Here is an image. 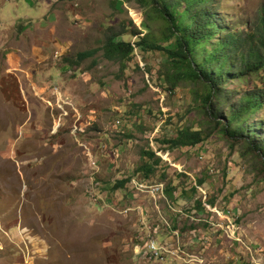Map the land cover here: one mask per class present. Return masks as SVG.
<instances>
[{
	"label": "rangeland",
	"instance_id": "obj_1",
	"mask_svg": "<svg viewBox=\"0 0 264 264\" xmlns=\"http://www.w3.org/2000/svg\"><path fill=\"white\" fill-rule=\"evenodd\" d=\"M42 1L55 16L41 31L27 19L14 20H36L37 5L0 0V264H264L262 156L249 147V137L221 130L225 117L215 124L203 106V85L181 80L169 90L165 53L138 46L123 67L101 49L67 63L79 51L100 48L108 29L124 30L116 40L135 42L130 31L136 28L171 48L168 22L137 0L32 3ZM214 2L229 28L244 33L245 22L252 32L264 10V0ZM25 24L30 27L23 32ZM46 30L61 45L68 39V53L60 55L49 40L50 58H33L31 37L46 38ZM46 66L55 67L53 82L62 74L74 80L69 92L47 89L48 100H34L39 96L24 72ZM259 84L247 77L224 88L236 99L235 92ZM261 120L264 125V105L246 126ZM181 127L207 136L193 146L161 142ZM256 135L254 143L264 138L262 126ZM144 150L160 159L149 177L140 169ZM121 179H127L124 186L113 189ZM156 183L163 184L162 193L150 192ZM167 184L175 188L172 196ZM202 199L211 211L197 207ZM149 238L171 247L178 242L188 256L144 260L137 249Z\"/></svg>",
	"mask_w": 264,
	"mask_h": 264
},
{
	"label": "trees",
	"instance_id": "obj_2",
	"mask_svg": "<svg viewBox=\"0 0 264 264\" xmlns=\"http://www.w3.org/2000/svg\"><path fill=\"white\" fill-rule=\"evenodd\" d=\"M214 1L137 0L141 7L151 8L168 22L169 36L173 38L171 48L151 41L148 34L140 35L136 28L130 31L137 37L135 42L116 40L124 30L108 29L100 48L79 51L74 60H66L68 64H77L101 49L104 58L117 60L123 67L124 62L131 59L136 46L144 50L163 51L168 63L163 71L164 78L169 83L168 89L174 90L181 80L200 82L204 87L203 106L214 117L215 124L221 125L218 119L225 117V123L221 127L225 134L231 137H249V147L254 146L260 152L264 169V138H258L254 143L258 128H264L261 124L263 121L246 126L248 117L264 105V10L255 19L252 32L245 22L247 26L244 33L237 28H229L224 17L217 14ZM111 3L114 6L116 0ZM247 77L260 80V84L248 87L241 93L235 92L238 97L233 99L232 91L224 88L225 83ZM252 125L255 128H251ZM206 136L200 129L181 127L177 129L174 137L163 138L161 142L170 147L193 146ZM142 154L146 160L142 162L140 169L144 171V177H149L156 170L155 166L160 159L152 150H144ZM126 182L127 179L118 180L113 189L124 186ZM201 182L198 179V183ZM174 189L171 184L165 187L169 196L173 195ZM208 201L213 205V199ZM196 204L198 208L202 207L200 200Z\"/></svg>",
	"mask_w": 264,
	"mask_h": 264
},
{
	"label": "crops",
	"instance_id": "obj_3",
	"mask_svg": "<svg viewBox=\"0 0 264 264\" xmlns=\"http://www.w3.org/2000/svg\"><path fill=\"white\" fill-rule=\"evenodd\" d=\"M27 1L29 2L30 5H34V6L37 5V7L39 9V13L35 17L36 20L30 19V17H28L27 15H23V16L14 15V18H15L14 20L15 21L16 20L17 21H25L27 19L32 24H37L38 30H41V31L44 30L46 27L49 26V24L52 21H54L53 17L55 16L54 14L50 13V11L48 10L49 4L44 2V1H42L38 4H33L32 0H27ZM28 27H30V25L25 24L21 28H22V30L24 29L23 32H26ZM50 31L51 30H46V33H47L46 38L43 37V39H40L38 41L36 40L35 37H31L30 44H31L32 48L34 49L32 51L33 58L41 60V61H46L47 59L50 58L51 52H49L47 50L48 44L46 43L49 40L53 43V45H55L56 49H57V46L59 47L58 53L60 55L68 53V49H69L68 39H65V41H63V43H62L63 45H61L58 42V40L60 38L59 37L58 38L53 37V34L51 35ZM54 68L55 67H52V66H46V67H42V69H40V70H35L32 73H29L28 71L24 72L25 73L24 77L26 78L25 81H26L28 88L34 90L33 93H37V95L39 96V99H34V100H48V97H47L48 94L45 95V90H47V89L50 91V93H54V88L55 89H57V88L63 89V87H65V90L69 92V89L71 88V82L74 80L73 78L70 77L71 74L69 76H67V78H66V76H64L62 74V76L59 78V80H61V81L58 82L56 80L53 82L52 78H53V74L55 73ZM59 68L63 69L64 73H67V74L69 73V70H68L69 68L66 67L65 65L60 66ZM57 72H59V71L57 70ZM18 83L20 86V84L22 82L18 81ZM24 87H25V85H24ZM24 87L22 84V88H24ZM22 88H20V89H22ZM24 92H26V91L24 90ZM30 93H31V91H30ZM28 95H30V94H28ZM48 96H50V95H48Z\"/></svg>",
	"mask_w": 264,
	"mask_h": 264
},
{
	"label": "built area",
	"instance_id": "obj_4",
	"mask_svg": "<svg viewBox=\"0 0 264 264\" xmlns=\"http://www.w3.org/2000/svg\"><path fill=\"white\" fill-rule=\"evenodd\" d=\"M154 185L155 186L152 185L153 187L150 190L151 193H153L154 191H158L162 193L164 191L162 183H159V184L156 183ZM198 189H200V187H198ZM201 205L203 207L206 206L210 210L209 205L206 204L204 199L201 200ZM212 211H214V213H216L220 217H227L224 214H221L217 208H215ZM217 226L226 233L230 231L233 232L232 230H230L229 225L224 227V225L218 223ZM137 252H138V256H140L142 259L153 261V262H156V261L162 262L167 259H174V258L184 259L185 256H188V254L180 247L178 242L176 243V247H171L166 243L160 244V242L156 241L154 238H149L144 243V245L140 247V250L137 249Z\"/></svg>",
	"mask_w": 264,
	"mask_h": 264
}]
</instances>
